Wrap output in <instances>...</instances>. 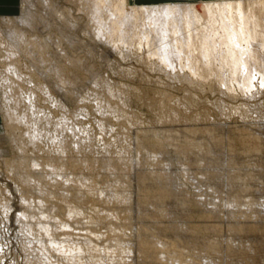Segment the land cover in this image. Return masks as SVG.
Listing matches in <instances>:
<instances>
[{
  "label": "rangeland",
  "instance_id": "374dc122",
  "mask_svg": "<svg viewBox=\"0 0 264 264\" xmlns=\"http://www.w3.org/2000/svg\"><path fill=\"white\" fill-rule=\"evenodd\" d=\"M32 1L35 6L29 2L25 5L27 10L30 8L33 10L34 19L31 26L14 19L21 16V7L26 10L24 6H21L20 0L16 4L17 10L14 14H0V17L13 18L8 26L0 20V41L6 42V34L14 27L25 32L29 40L37 39L44 43L40 50L43 52H41L43 59L40 65L41 71L36 70L23 51L15 55V60H11L8 58L10 49L0 44V74L6 71L3 76L0 75V88L1 90L5 88L0 92V136L2 137H0V219L3 220L0 222V264H27V258L38 251L34 242L37 241L43 245L47 242V236L50 235L54 242L61 240L67 244L85 241L87 237H90L92 244L99 248L109 244L110 241L114 243L120 238L118 243L121 250L115 254L117 257L110 264H116V262L117 264H127V262L128 264H139L140 262L149 264L150 261H154L152 257L155 255L159 258L156 261L157 264L170 263L171 261H167L168 259L164 257L160 259L164 252H161L159 247L154 246L157 250L153 247L155 240H159L160 243L164 241L162 244H166L164 245L166 247L163 255L177 259L175 264H179L180 261L182 264H188L189 259L194 260L197 264H205V255L209 256V253L188 245L194 241L193 239L208 244L218 241L220 252L217 257L220 260L216 263L227 264L230 261L228 264H232L238 262L239 258L234 253L232 254L228 248V244L230 245L231 242V239H228L230 237L232 242L250 240L251 242H249L254 244V247L256 245V258L262 256L264 258V210H262L261 216L260 214L257 217L256 215L252 216L253 213L241 216L242 213L233 214L234 207L231 205L234 202L229 204L230 200L231 202L235 201L237 205L244 201H264V46L262 45L264 31L258 38L251 41L249 48L253 53L250 52L251 63L249 62L244 69L239 71L250 74L248 77L249 89L245 90L239 84L240 81L238 82L241 78L238 77V80H235L236 76H226L227 78L224 76L226 72V74L230 73V69L220 66L224 57L222 54H218L219 56L217 55L212 60L211 65L204 62L198 55V51L195 50L184 52L183 60H176L173 53V56L169 53L170 63H173L169 64L171 68L159 62L157 56L161 53V49L167 48L166 46H168L167 49L170 47V49H174L175 41L185 38L187 32L184 29L181 31L182 34L180 32L174 34L161 29L152 30L147 39L141 38L142 36L135 32V35L131 36L132 43L129 47L121 45L119 48L113 49L105 43V39L99 38L96 33L89 30L91 23L87 18L86 11L84 7L78 8L79 3H75L74 0H52V2L55 1L56 10L63 11V16L66 15L64 18L61 17L62 20H65H61L62 22L58 20L57 23L53 20V13H49L47 16L43 13L40 3L42 0ZM201 1L210 2L213 0H134L136 5H163L176 2L183 5H197L200 9V4L204 3ZM214 1L232 3L238 0ZM241 1L247 5L257 0ZM44 16L45 23L49 22L52 27L45 28L43 26L45 25V23L42 24ZM70 17L71 20L76 19V23L75 26L73 25L74 27L69 28L66 24ZM142 23L143 20L140 21V25ZM216 31H218L217 34ZM222 31L221 29L215 30L211 34L213 37L210 36L211 40L221 45L218 47L219 50H224L227 38L226 32ZM191 33L195 38L196 46L194 48H198V43L205 33L198 32V35H195V32ZM175 36L176 39H174ZM68 38H72L74 45L69 43ZM56 41L57 45L60 44L63 49V53L68 54L66 56H69L70 61L65 58L58 59ZM150 42H152L151 46ZM156 53L157 55L154 56ZM217 57L221 60H218ZM72 59L74 60L72 61ZM13 61H17L19 65L17 69V66L15 67L21 76H18L19 78L12 72L14 70ZM189 61L197 66L192 65L194 72H197L196 75L190 69ZM57 66L62 74L54 77L52 68ZM207 73L213 75L210 77L206 75L203 78ZM7 74L9 75L7 76ZM65 75L66 77H64ZM73 75L77 78L73 79ZM58 78L60 81L68 80V78L73 80L72 85L65 84L67 90H75L71 101L66 102L65 99H62L63 97L61 98L63 95L55 89L54 83H59ZM6 79L7 81L15 80L23 91L21 92L22 106L19 105L18 110H16L17 105L14 106L12 101L6 99L8 95L3 94V91L8 90L6 89L8 85L4 84L7 83ZM51 80L57 81L52 82ZM10 85L12 84L10 83ZM17 85H13L11 89L14 90ZM32 90L36 91L32 93ZM28 92L33 97L30 98ZM23 98L26 100L24 101ZM4 104L5 107L8 106L6 107L8 109L10 106L15 107V112L13 111L15 115L28 114L27 121L38 117L36 130L40 134H38L37 138L39 139H36L35 144L30 143V139H28L33 127L24 125L25 121L17 127L9 126L11 129L8 127ZM30 104L35 112L27 111ZM17 121L19 120L14 119L13 122L17 123ZM169 133L173 135L172 138L164 136ZM220 157L222 160L217 163L216 160ZM62 158L65 160L63 161ZM135 160L139 161L140 165ZM18 162L22 163L21 166H16ZM61 166L68 171L69 182L53 173V170L56 171ZM144 173L145 180H142L151 179V181H147L152 184L151 188L148 187L149 184L140 188L136 186L138 185L136 175ZM164 173L167 174V178L161 176ZM184 173L189 174L188 179L187 175L182 177ZM146 175H149L150 178ZM28 176L33 177L36 181L31 178V181L23 182V178ZM180 178H183V185H181ZM239 179L243 181L240 182ZM29 187L30 189H28ZM129 191L132 195L131 204L128 199L123 197L127 194L130 196ZM82 192H85L87 196H82ZM117 193L120 195L118 196ZM133 196L140 202H136ZM158 199L161 204L159 202L160 206L156 207H171L172 216L160 214L158 216L154 214V210H152L153 214L146 213L148 216L139 214L143 212L142 210L149 209L150 206L147 205L154 204L155 200L159 201ZM203 199L210 202L209 206L206 204L205 207L201 203H196ZM5 200L10 201L8 209L3 204ZM169 202L171 206H169ZM153 204L151 208H156ZM70 206L76 207L78 212L83 210L84 212H81L83 215L79 214L78 219L77 217L71 218ZM214 206H217V214L210 213L211 207ZM139 208H141L140 211ZM129 211L135 214L133 215ZM31 213H33V217L35 216L36 221L33 217L27 218L28 224L34 228L40 221L42 224L45 222L44 225L48 227L49 231V235L47 234L45 237L44 234L36 232L38 226H35L36 230L31 231L33 236L29 235L32 237V243L29 241L30 239H27L28 235L26 236L20 231V224H22L20 215L28 216ZM22 219L23 222L26 220ZM183 225L184 227L189 225L188 227L196 230L184 235L185 232L181 231ZM138 227H140V231L144 230L139 235H137L138 232L140 233ZM232 227H238L240 230L233 231ZM111 229L112 231H110ZM126 241L128 243L125 245ZM137 242L140 244H135ZM260 242L262 243L260 244ZM121 245H125L126 248L124 249ZM30 249L32 250L30 251ZM89 251L86 254H90L91 251ZM210 253L213 255L214 251ZM221 255L223 256L221 257ZM35 258L32 256L30 259ZM53 259L61 260L60 256ZM130 259L131 263H129Z\"/></svg>",
  "mask_w": 264,
  "mask_h": 264
},
{
  "label": "bare ground",
  "instance_id": "6f19581e",
  "mask_svg": "<svg viewBox=\"0 0 264 264\" xmlns=\"http://www.w3.org/2000/svg\"><path fill=\"white\" fill-rule=\"evenodd\" d=\"M21 1V6H24L25 9H26V3L29 2L30 4L33 5V1L32 0H20ZM41 1V0H40ZM75 3H79L78 4V8L79 7H84L85 9V13L87 15V18L89 19V22L91 23L89 27H91V32H94L96 33V35L102 39H105V43L109 46H111L113 49H117L119 48V46L123 45L124 46H128L131 45V36L132 35H135V32H138V34L140 36H142L141 38L145 37L146 39L148 38V35H149V32H151L152 30H156V29H161L162 31H170L174 34H177L178 32L181 33V31L184 29L186 30V36L184 39H181V40H176L175 42V46H174V49H167L168 46H166L167 48H162L161 49V53L158 54V59H159V62H161L163 65L165 66H169L172 65L170 62H171V58H170V55H174V58H176V60H183L184 57V52H187V51H191V50H195V51H198V55H200L201 59L206 62L207 64H210L211 65V62L212 60L218 55V54H222L223 59H222V62L220 64V66L222 68L224 67H227L230 71V73L226 74L227 72L224 70L225 75L222 74L226 77V76H230V77H234L236 76V79L235 80H238L237 78H241V80H238V82L240 81V85L243 89L247 90L249 89V83L250 81L248 80V77L250 76V74L248 72H239L240 70L244 69L245 66L250 62L251 63V51H250V47H251V41L258 38L261 34L262 31H264V0H257V1H253L247 5H244L242 3L241 0H238V1H235V2H228V3H221V1H210V2H204V1H201V2H204V3H201L200 4V8H198L197 5H192V4H187V5H183V4H180V3H168V4H163V5H159V4H150V5H147V4H140V5H136L134 0H74ZM228 1V0H227ZM55 1L52 2V0H42L40 3L43 7V13L45 14V16H47V14L49 13H53L52 17L54 18L53 20H55V23L58 22V20H60V22H62L63 20L65 19H61V17H65L63 16V11L60 12V11H57V7H56V4L54 3ZM186 3V2H185ZM184 3V4H185ZM189 3V2H188ZM199 4V3H198ZM35 6V5H33ZM35 8V7H34ZM40 9V8H39ZM22 7H21V16L18 17V18H14V19H17V21L23 23V24H26L28 26H31L33 25L32 23V20L34 19V16H33V10L30 9H26V10H23V13H22ZM42 10V9H41ZM65 11V10H64ZM38 12V11H37ZM72 12V11H70ZM258 12V13H256ZM40 13V12H39ZM62 13V14H61ZM45 16L44 18L42 19L43 22L42 24L45 23L46 19H45ZM69 18V17H68ZM13 18H10V17H7V16H1L0 17V20L3 21V23H5V25H9L11 23V20ZM52 19V18H51ZM67 19V17H66ZM62 20V21H61ZM76 20V19H75ZM75 20H71V17L70 19H68V24L67 27H72L76 21ZM143 20V23L142 25H140V21ZM49 21V20H48ZM80 21V20H79ZM202 22V23H201ZM53 24V22H52ZM59 24V23H58ZM55 25V24H53ZM57 25V24H56ZM64 25V24H63ZM45 28L46 27H50L51 24L49 22H46L45 25H43ZM75 26V25H74ZM73 26V27H74ZM52 27V26H51ZM88 29V28H87ZM218 29H221L223 30L224 32H226L225 34L227 35V38H226V42L224 43V50H219L218 47L221 46L220 44H218L217 42L211 40L210 36L213 32H215V30H218ZM83 30V29H82ZM183 30V31H184ZM88 31V30H87ZM222 31V32H223ZM108 32V33H107ZM191 32H195V35L198 33V32H204L205 35L203 34L202 36V39L201 41H199L198 43V48H194L196 46L195 44V41H194V37H193V34ZM218 31H216V34H217ZM223 32V33H224ZM183 33V32H182ZM181 33V34H182ZM220 33V32H219ZM71 34V33H70ZM137 34V33H136ZM171 34V33H170ZM200 34V33H199ZM7 41L6 42H3V41H0V44L3 45V46H6V48H9V56L8 58H11V60H15V55H17L18 53L20 52H24V54L26 55V57L31 60V63L32 65L35 66L36 70H40L41 69V63L43 62V59H42V55H41V52L40 51L42 49V47L44 46L43 42L41 40H29L27 38V35L25 32L19 30V29H16L14 27H12L11 31H9L7 34ZM90 35V34H89ZM173 35V34H172ZM198 35V34H197ZM70 36V35H69ZM137 36V35H136ZM223 36V35H222ZM225 36V35H224ZM135 37V36H134ZM132 37V38H134ZM213 37V36H211ZM136 38V37H135ZM134 38V39H135ZM138 38V37H137ZM144 38V39H145ZM69 39V38H68ZM168 39V38H167ZM174 39H176V36L174 37ZM216 40V39H215ZM261 40V39H260ZM259 40V41H260ZM60 41V40H59ZM99 41V40H98ZM134 41V40H133ZM140 41V40H139ZM146 41V40H145ZM101 42V41H100ZM103 42V40H102ZM101 42V43H102ZM174 42V41H173ZM220 42V41H219ZM223 42V41H222ZM262 42V41H261ZM43 43V44H42ZM69 43L70 44H73L74 45V41L71 39H69ZM148 43V42H147ZM151 43L150 42V46H151ZM167 43V42H166ZM164 43V44H166ZM256 43V42H255ZM260 43V42H259ZM56 49L58 50L57 53H59V55L57 54L58 56V59L59 60H63V58H65L67 61H70V59L66 56L68 54H64L63 53V49L61 48L60 44L57 45V41H56ZM143 45V44H142ZM148 45V44H147ZM173 45V44H172ZM260 45V44H258ZM262 45L264 46V43H262ZM65 46V45H64ZM76 46V45H75ZM162 46V45H161ZM165 46V45H164ZM261 46V45H260ZM255 47V45H254ZM259 47V46H257ZM256 47V48H257ZM221 48V47H220ZM68 49V48H66ZM132 49V48H131ZM260 49V48H258ZM6 50V49H5ZM88 50V49H87ZM168 50V51H167ZM253 50V49H252ZM256 50V49H255ZM8 51V50H7ZM6 51V52H7ZM65 51V49H64ZM110 51V50H109ZM112 51V50H111ZM152 51V50H151ZM117 52V51H116ZM125 52V51H124ZM251 52V53H250ZM258 52V51H257ZM256 52V53H257ZM43 53V52H42ZM66 53V52H65ZM68 53V52H67ZM152 53V52H150ZM169 53H171L169 55ZM188 53V52H187ZM190 53V52H189ZM261 53V52H260ZM126 54V53H125ZM191 54V53H190ZM253 54V53H252ZM259 54V53H258ZM257 54V55H258ZM72 55V54H71ZM151 55V54H150ZM154 55V54H153ZM157 53L154 55L156 56ZM172 55V56H173ZM194 55V53H193ZM197 55V54H196ZM171 56V57H172ZM191 56V55H190ZM219 56V55H218ZM264 56V55H263ZM255 57V56H254ZM258 57V56H257ZM257 57H256V61H257ZM188 58V57H187ZM195 58V57H194ZM259 58V57H258ZM264 58V57H263ZM173 59V58H172ZM218 59V57H217ZM64 60V61H66ZM74 59H72L73 61ZM185 60V59H184ZM190 60V59H189ZM193 60V59H191ZM199 60V59H198ZM216 60V59H215ZM218 60H221V59H218ZM260 60V59H258ZM71 61V62H72ZM158 61V60H157ZM173 61V60H172ZM255 61V62H256ZM262 61V60H260ZM14 63L12 65H14V70H12L13 73H15L14 75H17V77H21L20 74L17 73L16 69L19 67V65L17 64V61H13ZM77 62V61H76ZM174 62V61H173ZM188 62V60H187ZM186 62V63H187ZM190 62V61H189ZM195 62V60H194ZM217 62V60L215 61ZM10 63V62H9ZM19 63V62H18ZM62 63V62H61ZM69 63V62H68ZM73 63V62H72ZM198 63V62H197ZM258 63V62H257ZM260 63V62H259ZM159 64V63H158ZM213 64V63H212ZM254 64V63H252ZM74 65V64H73ZM76 65V64H75ZM190 69L192 70V72H194L195 70L192 69V65L191 62L188 64ZM198 65V64H197ZM10 66V65H9ZM17 66V67H16ZM183 66V65H182ZM185 66V65H184ZM187 66V65H186ZM194 66V65H193ZM252 67V65H250ZM254 66V65H253ZM16 67V69H15ZM159 67V66H157ZM170 67V66H169ZM194 67H197V66H194ZM213 67V66H211ZM257 67V66H256ZM255 67V68H256ZM259 67V66H258ZM12 68V66H11ZM62 68V67H61ZM171 68V67H170ZM174 68V67H173ZM181 68V67H180ZM210 68V67H209ZM214 68V67H213ZM221 68V69H222ZM8 69V68H7ZM34 69V68H33ZM64 69V67H63ZM250 69V68H249ZM253 69V68H252ZM258 69V68H257ZM256 69V70H257ZM11 70V69H9ZM66 70V69H65ZM199 70V69H197ZM196 70V71H197ZM200 70H201V67H200ZM203 70V69H202ZM260 70V69H258ZM41 71V70H40ZM39 71V72H40ZM64 71V70H63ZM74 71V70H73ZM204 71V70H203ZM211 71V70H210ZM214 71V70H212ZM262 72V70H260ZM6 72V71H4ZM3 72V73H4ZM8 72V71H7ZM11 72V71H10ZM11 72V73H12ZM182 72V71H181ZM190 72V73H192ZM202 72V71H201ZM0 74V75H4V74ZM66 73V72H65ZM186 73V72H185ZM197 72H194V74L196 75ZM206 73V72H205ZM215 73V72H214ZM219 73V72H218ZM221 73V72H220ZM253 73V72H252ZM61 71L59 69V66L57 67H53L52 68V75L55 77L57 75H61ZM6 75V74H5ZM9 74H7L8 76ZM75 75V74H74ZM73 75V79L74 78H77L76 76ZM200 75V74H198ZM203 75V74H202ZM207 77L213 75L212 73H207L205 74L204 77ZM220 76H222L221 74H219ZM256 75V74H255ZM259 75V74H257ZM263 75V74H262ZM188 76V75H187ZM186 76V77H187ZM18 77V78H19ZM49 77V76H48ZM52 77V76H51ZM53 77V79H54ZM63 77V76H62ZM61 77V78H62ZM66 77V75L64 76ZM198 77V76H196ZM229 77V78H230ZM261 77V76H260ZM5 78V77H4ZM227 78V77H226ZM63 79V78H62ZM190 79V78H188ZM207 79V78H205ZM223 79V78H222ZM225 79V78H224ZM3 80V79H1ZM9 80V79H8ZM57 80H59V83H54L55 85V89L60 92L61 95V98L62 99H65L66 102L68 101H71L73 99V94L75 93V90H71V89H68L65 87V84L69 83L71 84L73 82V80H62L60 81V79L58 78ZM57 80H51L52 82L54 81H57ZM191 80V79H190ZM262 80V79H261ZM264 80V79H263ZM5 81V80H4ZM3 81V82H4ZM7 81V79H6ZM47 81V80H46ZM229 81V80H228ZM12 84L9 86V84ZM74 83V82H73ZM262 83V82H261ZM4 84H7V88L8 90L6 91H3V94L5 95H8L6 99H9L10 101H12L15 105H17V109L15 107H11V110H10V107L9 109L6 108L8 106L5 107V104H4V107H5V115L7 117V125L8 127L10 126L11 128L14 126V127H17L19 126L20 124L24 123V125H30L33 127L32 130V133L29 135L28 139H30V143H33L35 144L36 143V139H39L37 138L38 137V134H40L39 132H37V123H38V117H35L34 119H31V120H26L28 119L27 118V115L28 114H24L21 115V116H18V114L15 115V109L18 110V107L19 105L22 106L21 104V89L20 87L16 84V81L13 79L7 81V83H4ZM13 85H17V87L13 90L11 89V87ZM72 85V84H71ZM226 85V83H225ZM2 87V86H1ZM230 87V86H229ZM5 89V88H3ZM2 89V90H3ZM47 89V88H46ZM73 89V88H72ZM1 88H0V92L2 91ZM25 90V89H24ZM44 91L48 92V90H45L43 89ZM231 90V89H230ZM31 91V90H30ZM36 90H32V93L35 92ZM68 91L69 92V95H68ZM258 92V90H257ZM30 93V92H28ZM27 96V95H26ZM59 96V98H60ZM30 98L33 97L31 96V93H30ZM76 97V95H75ZM27 99V97H25ZM35 98V97H34ZM32 98V99H34ZM4 99V98H3ZM25 99V100H26ZM31 99V100H32ZM24 100V98H23ZM24 100V101H25ZM29 100V98H28ZM27 100V101H28ZM7 101V100H6ZM9 102V101H8ZM7 102V103H8ZM31 102V101H30ZM5 103V102H4ZM6 103V105H8ZM10 103V102H9ZM24 103V102H23ZM29 104V103H28ZM64 104V103H63ZM9 105H12V104H9ZM31 105V104H30ZM28 106V110L27 111H33L35 112V110H33L32 108V105L31 106ZM65 107V105H63ZM35 109L37 107H34ZM66 109V108H65ZM12 111V112H10ZM14 111V112H13ZM25 112V111H23ZM40 112V111H39ZM41 113V112H40ZM16 116V117H15ZM46 118V117H45ZM64 118V117H63ZM14 119H18L19 121H17V123H14ZM65 121V120H64ZM66 122V121H65ZM67 123V122H66ZM65 123V125H66ZM73 123V122H72ZM75 123V122H74ZM23 125V126H24ZM41 126V125H40ZM67 126V125H66ZM69 126V124H68ZM9 127V128H10ZM71 127V126H70ZM68 127V128H70ZM10 128V129H11ZM28 128V127H27ZM67 128V127H66ZM73 128V126H72ZM75 129V128H74ZM30 130V129H29ZM28 130V131H29ZM68 130V129H67ZM73 130V129H72ZM13 131V130H12ZM39 131V130H38ZM58 131V129H57ZM21 132V131H20ZM77 132V131H76ZM220 132V131H218ZM74 133V131H73ZM72 133V134H73ZM222 133V131H221ZM17 134V133H16ZM77 134V133H76ZM248 134V133H247ZM253 134V132H252ZM257 134V133H256ZM28 135V134H27ZM68 135V134H67ZM164 135V134H162ZM221 135V134H220ZM251 135V134H250ZM8 136H10L8 134ZM7 136V137H8ZM24 136V135H23ZM74 136H76L74 134ZM165 137H168V138H172L173 135H171L169 133V135H164ZM252 136V135H251ZM1 137V136H0ZM13 137V135H12ZM21 137V136H20ZM39 137H41L39 135ZM222 137V136H221ZM2 138V137H1ZM42 138V137H41ZM244 138V137H243ZM15 139V138H14ZM23 139V138H22ZM17 140V139H16ZM42 140V139H41ZM59 140V138H58ZM169 140V139H168ZM2 141V140H1ZM5 141V140H4ZM9 141V140H8ZM58 142V141H57ZM61 142V141H60ZM73 142V141H72ZM17 143V142H16ZM28 143V142H27ZM75 143H79V142H75ZM24 144V143H23ZM172 144V143H171ZM79 145V144H78ZM35 146V145H34ZM62 146V145H61ZM75 146V145H74ZM77 146V145H76ZM78 147V146H77ZM2 148V147H1ZM4 148V147H3ZM2 148V149H3ZM26 148V147H25ZM1 149V150H2ZM5 149V148H4ZM19 149V148H18ZM63 149V148H61ZM75 149V148H74ZM78 149V148H77ZM212 149V148H211ZM20 150V149H19ZM23 150V149H22ZM21 150V151H22ZM185 150V149H184ZM5 151V150H4ZM247 151V150H246ZM253 151V150H252ZM259 151V150H258ZM206 152V151H205ZM1 153V152H0ZM4 153V152H3ZM20 153V152H19ZM29 153V152H28ZM187 154V152H184ZM38 154V152H37ZM199 154V153H198ZM196 155V154H195ZM22 156V155H20ZM136 156V155H134ZM197 156V155H196ZM195 156V157H196ZM218 156V155H217ZM222 156V155H221ZM37 157V155H36ZM138 157V156H137ZM185 157V156H184ZM193 157V156H192ZM216 157V156H215ZM65 158H68V157H65ZM20 159H22L20 157ZM63 159V158H62ZM72 159V158H70ZM70 159H67V160H70ZM135 159H137L135 157ZM140 159V158H138ZM191 159V158H190ZM195 159V158H194ZM35 161V159H33ZM65 159H63L64 161ZM141 160V159H140ZM219 160H222L221 157L218 158L216 160V162L218 163ZM28 161V160H27ZM34 161H31V162H34ZM38 161V160H36ZM72 161V160H71ZM84 161V160H83ZM136 161V160H135ZM152 161V160H151ZM16 162V161H15ZM21 162V160H20ZM24 162V161H22ZM137 162V161H136ZM139 162V161H138ZM137 162V163H138ZM143 162V161H141ZM210 162V161H209ZM235 162V161H234ZM74 163V162H72ZM115 163V161H114ZM129 163V162H128ZM197 163V162H196ZM228 163V162H227ZM22 164V163H21ZM21 164L18 162V165L16 164V166H21ZM45 164H47L45 162ZM113 164V163H112ZM139 164V163H138ZM33 165V164H32ZM34 165H36L34 163ZM51 165V164H50ZM140 165V164H139ZM15 166V165H14ZM24 166V165H23ZM29 166V165H28ZM42 166V165H41ZM47 166V165H45ZM113 166V165H112ZM51 167V166H50ZM137 167V166H136ZM53 168V167H52ZM232 168V167H231ZM13 169V168H12ZM41 169V168H40ZM56 169V168H55ZM22 170V169H21ZM164 170V169H163ZM162 170V171H163ZM255 170V169H254ZM260 170V169H259ZM12 171V170H11ZM136 171V170H135ZM133 171V172H135ZM156 171V170H155ZM13 172V171H12ZM26 172V170H25ZM41 172V171H40ZM167 172V171H166ZM53 173L55 175H59V177L61 178H65L64 181L66 182H69V178H68V171H66V169H64V167H59L58 170L54 171L53 170ZM138 173V172H136ZM149 173V172H148ZM160 173V172H159ZM157 173V174H159ZM169 173V172H168ZM187 173V172H186ZM52 174V173H51ZM235 174V173H234ZM145 175L144 174H138L136 175L137 177V184L136 185L137 187L139 186L140 187H143L147 184L149 188L152 187V184L148 183L149 181H151V179H147L146 177V181H143L145 180ZM154 175V174H153ZM167 175V174H166ZM162 174L161 176H165V178H167V176ZM187 177V179L189 178V174H183L182 177ZM73 176V175H72ZM146 176H149V175H146ZM229 176V175H228ZM245 176V175H244ZM77 177V176H76ZM18 178V177H17ZM31 178L33 177H26V178H23V182H29L31 181ZM150 178V176L148 177ZM246 178V177H245ZM78 179V178H77ZM143 179V180H142ZM181 179V185L184 184V181H183V178H180ZM225 179V178H224ZM243 179V178H242ZM247 179V178H246ZM245 179V180H246ZM19 180V179H18ZM34 180V178H33ZM40 180V179H39ZM63 180V179H62ZM74 180V179H72ZM186 180V179H185ZM240 182L241 179H239ZM15 181V180H14ZM36 181V180H34ZM142 181V183H141ZM148 181V182H147ZM238 181V180H237ZM44 182V181H43ZM58 182V180H57ZM186 182V181H185ZM235 182V181H234ZM49 183V182H48ZM62 183V182H61ZM71 183V182H70ZM75 183V182H74ZM86 183V182H85ZM245 183V182H244ZM4 184V183H3ZM27 184V183H26ZM50 184V183H49ZM58 184V183H57ZM87 184V183H86ZM232 184V182H231ZM230 184V185H231ZM238 184V183H236ZM240 184V183H239ZM5 185V184H4ZM17 185V184H16ZM20 185V184H19ZM23 185V184H22ZM29 185V183H28ZM88 185V184H87ZM260 185V184H259ZM18 186V185H17ZM30 186V185H29ZM34 186V185H33ZM36 186V185H35ZM195 186V185H194ZM233 186V184H232ZM243 186V185H241ZM6 187V186H5ZM25 187V186H24ZM22 187V188H24ZM32 187V186H31ZM67 187V186H66ZM45 188V187H44ZM77 188V187H76ZM18 189V188H17ZM30 189V187L28 188ZM35 189V188H34ZM174 189V187H173ZM197 189V188H196ZM172 190V188H171ZM179 190V189H178ZM181 190H183V188H181ZM180 190V191H181ZM48 191V190H47ZM34 192V191H33ZM46 192V191H45ZM43 192V193H45ZM103 192V190H102ZM130 192V196L127 194V195H123L124 199H128L130 202L132 199V195H131V191ZM138 192V191H137ZM173 192V190H172ZM47 193V192H46ZM104 193V192H103ZM20 194V193H19ZM41 194V193H40ZM52 194V193H51ZM82 196L86 197L87 194L85 192H82L81 193ZM135 194V193H134ZM47 195V194H46ZM97 195V194H96ZM117 195L119 196L120 193H117ZM136 195V194H135ZM12 196V195H11ZM28 196V195H27ZM36 197V196H35ZM80 197V196H79ZM122 197V198H123ZM4 198V197H3ZM16 198V197H15ZM39 198V197H38ZM121 198V199H122ZM221 198V197H220ZM20 199V198H19ZM37 199V198H36ZM89 199V197H88ZM133 199H134V196H133ZM160 199V198H159ZM158 199V200H159ZM47 200V199H46ZM136 200V197L135 199ZM138 200V199H137ZM136 202H140L139 200ZM253 201V200H252ZM252 201H244V203H241L240 205H237L235 204L236 202L235 201H232L230 200L229 204L231 205V203H233L231 205V207L233 206L234 209L232 210L235 214L236 212L238 214H241V216H248L250 215L251 213L252 216L256 215H259L261 216V214L263 213L262 210H264V201H256V202H252ZM255 201V200H254ZM5 203H3L5 205V208L8 209L9 207V202L10 201H4ZM38 202V201H37ZM48 202V201H47ZM127 202V201H126ZM149 202V201H148ZM160 200L159 201H156L155 200V207L156 206H160L159 204ZM214 202V201H213ZM216 202V201H215ZM1 203V202H0ZM150 203V202H149ZM170 203V202H169ZM196 203H201L202 205H204L206 207V204L210 203L209 201L206 202V199L203 201L202 200H198ZM212 203V202H211ZM217 203V202H216ZM24 204V202H23ZM28 204V203H27ZM38 204V203H37ZM131 204V202H130ZM139 204V203H138ZM147 204V202H146ZM153 204V203H152ZM151 205H147V206H150L149 209H151L149 212L147 210H142L143 212L142 213H139L141 214V216H144L146 213H152V210H154V214L160 216V215H164V216H172L173 215V211L171 210V207L170 208H151ZM153 204V205H154ZM215 204V203H214ZM219 204V203H218ZM228 204V202H227ZM3 205V206H4ZM31 205V204H30ZM40 205V204H39ZM47 205V204H46ZM54 205V204H53ZM57 205V204H56ZM126 205V204H125ZM167 205V204H166ZM169 205V204H168ZM211 205V204H210ZM217 205V204H216ZM36 206V205H35ZM55 206V205H54ZM132 206V205H131ZM135 206V205H133ZM137 206V205H136ZM146 206V207H147ZM171 206V203L170 205ZM203 206V207H204ZM209 206V204H208ZM242 206V207H241ZM33 207V206H32ZM42 207V206H41ZM220 207V205H219ZM4 208V209H5ZM29 208V207H28ZM31 208V207H30ZM37 208V207H35ZM76 207L74 206H70V212H72V216L71 218H75L77 217L79 214L80 215H83L81 214V212H78L76 209ZM134 208V207H133ZM143 208H145L143 206ZM216 208V209H215ZM229 208V207H228ZM41 209V208H40ZM83 209V208H82ZM135 209V208H134ZM133 209V210H134ZM141 208H139V211H140ZM22 210V209H21ZM81 210V209H80ZM132 210V211H133ZM136 210V209H135ZM138 210V209H137ZM210 210V209H209ZM220 210V209H219ZM6 211V210H5ZM25 211V210H24ZM36 211V210H35ZM41 211V210H40ZM8 212V211H7ZM84 212V211H83ZM82 212V213H83ZM131 214H135V213H132L131 211H129ZM128 212V213H129ZM137 212V211H136ZM206 212V211H205ZM212 212L213 213H216L217 214V206L215 207H211V210H210V213ZM229 212V211H228ZM38 213V211H37ZM209 213V214H210ZM41 214V213H40ZM137 214V213H136ZM146 214V215H147ZM160 214V215H159ZM9 215V214H8ZM113 215V213H112ZM111 215V216H112ZM116 215V214H115ZM230 215H232V213H230ZM45 216V215H44ZM118 216V215H117ZM138 216V215H137ZM148 216V215H147ZM150 216V214H149ZM154 216V215H153ZM219 216V215H218ZM20 219H21V222L22 224H20V231L24 234V235H28L27 236V239H30L29 241L31 242V239L32 237H30L29 235H32V232L35 231L36 229V232H39V233H42L44 234V236L46 237V235L48 234V227L46 225H44V223L42 224L41 221L39 224L35 225V226H38L36 229H35V226L34 228L32 226H30L28 224V219L27 218H31L33 217V213L31 214H28V216H26L25 214L23 215H20ZM35 217V216H34ZM33 217V218H34ZM48 217V216H47ZM131 217V216H130ZM19 218V217H18ZM16 218V219H18ZM22 218H25L26 220L23 222V219ZM36 218H38L36 216ZM89 218V217H88ZM236 218V217H235ZM35 219V218H34ZM39 219V218H38ZM70 219V218H69ZM78 219V217H77ZM28 220V221H27ZM76 220V219H74ZM73 220V221H74ZM3 221V220H2ZM1 219H0V222H2ZM20 221V220H19ZM36 221V219H35ZM56 221V220H55ZM82 221V220H81ZM257 221V220H256ZM31 222V221H30ZM59 222V221H58ZM63 222V221H62ZM75 222V221H74ZM95 222V221H94ZM261 222V221H259ZM47 223V222H46ZM71 223V222H70ZM79 223V222H78ZM48 224V223H47ZM64 224V223H62ZM231 224V223H230ZM49 225V224H48ZM83 225V224H82ZM92 225V224H91ZM186 225V224H185ZM249 225V224H248ZM50 226V225H49ZM114 226V225H113ZM189 226V225H188ZM183 227L181 226L182 228V232H185L184 235L190 233V232H194L196 229L195 228H191V227ZM241 226V225H240ZM10 227V226H9ZM92 227V226H91ZM230 227V226H229ZM85 228V227H84ZM119 228V227H118ZM139 228V231H140V227ZM243 228V227H242ZM241 228V229H242ZM35 229V230H34ZM51 229V228H50ZM56 229H57V226H56ZM75 229V228H74ZM233 231H236L238 232L240 230V228L238 227H232L231 228ZM244 229V228H243ZM255 230V228H253ZM11 230V229H10ZM76 230V229H75ZM142 230V229H141ZM249 230V229H248ZM247 230V231H248ZM251 230V229H250ZM2 231V230H1ZM8 231V230H7ZM32 231V232H31ZM65 231V230H64ZM112 231V229L110 230ZM137 231V230H136ZM144 231V230H142ZM142 231H140V233L138 232L137 235L141 234ZM242 231V230H241ZM57 232V231H56ZM116 231H114L115 233ZM244 232V231H243ZM27 233V234H26ZM68 233V232H67ZM72 233V232H71ZM37 235V233H35ZM116 234V233H115ZM49 235V234H48ZM76 235V234H75ZM118 235V234H117ZM125 235V233H124ZM52 235L50 236H47V242L45 244H39L37 243V241H35L34 243H36L35 247L37 248L38 251H36L37 253L32 255L34 257H36L35 259L38 261H36L35 259H30L32 258V256L30 258H27L28 262L27 264H110L111 261H115L114 259L117 257H115V254H118V252L121 250V247L119 246V243H118V240L120 241V238L117 239V236H116V241H114V243H111V241L109 242V244L107 245H102L100 248L99 247H96L92 244V239L90 237H87L85 239V241H81V242H78L75 243L73 242L72 244H70L69 242H71V240H69V244H67V242H62L61 240L59 242H55L52 240L51 238ZM59 236V235H58ZM136 236V235H135ZM142 236V235H141ZM13 237V236H12ZM113 237V236H112ZM133 237V236H132ZM138 237V236H137ZM233 237V236H232ZM6 238V237H4ZM11 238V237H10ZM19 238V237H18ZM59 238V237H58ZM72 238H74L72 236ZM115 238V237H114ZM141 238V237H140ZM138 238V239H140ZM38 239V238H37ZM40 239V238H39ZM94 239V238H93ZM127 239V238H126ZM135 239V238H134ZM137 239V238H136ZM228 239H231L230 241V245L228 244V248L230 249V251L232 252V254L234 253L239 259L237 260L238 262H233L232 264H263L264 263V258L263 256L262 257H258L256 258L255 256V253H257L255 250L256 248V245L254 247V244L250 243L251 241L250 240H244V241H237V242H232V238H228ZM247 239V238H246ZM8 240V239H7ZM23 240V239H22ZM35 240V239H34ZM44 240V239H43ZM84 240V239H83ZM97 241V239H95ZM94 240V241H95ZM111 240V239H110ZM125 240V239H124ZM142 240H146V239H142ZM194 241L191 242V243H188V245L190 244L191 247H194L195 249L196 248H199L201 249L202 251H206L209 253V256L208 255H205L206 258L204 259L205 260V264H214L216 263V261L220 260L218 259L217 257V254L220 252V244H218L217 242L215 243H203V242H200V241H196L195 239H193ZM41 241V240H40ZM73 241V240H72ZM123 241V239L121 240V242ZM129 241V240H128ZM138 241V240H137ZM159 241V240H158ZM157 240L153 241V247H159L161 249V252L163 251L165 254V251H164V248L166 246V244H162V241L161 243L158 242ZM234 241V240H233ZM250 241V242H249ZM39 242V241H38ZM45 242V241H44ZM131 242V241H130ZM146 242V241H144ZM143 244H146L144 243ZM189 242V241H188ZM1 243V242H0ZM32 243V242H31ZM96 243V242H95ZM128 242L126 241L125 245L127 244ZM140 244V242H137L135 244ZM148 243V242H147ZM259 243V242H258ZM262 242H260L261 244ZM122 244V243H121ZM138 244V245H139ZM142 244V245H143ZM152 245V243H150ZM9 245V244H8ZM28 245V244H27ZM30 245V244H29ZM33 245V244H31ZM98 245V244H97ZM123 245V244H122ZM121 245V246H122ZM124 245V246H125ZM130 245V244H129ZM147 245V244H146ZM157 245H160V246H157ZM222 245V243H221ZM7 246V245H6ZM25 246V245H24ZM122 246V247H124ZM141 246V245H140ZM145 246V245H144ZM258 246V245H257ZM260 246V245H259ZM262 246V245H261ZM264 246V245H263ZM13 247V246H12ZM31 247V246H30ZM34 247V245H33ZM131 247H132V243H131ZM136 247V246H134ZM133 247V248H134ZM154 247V248H155ZM227 247V246H226ZM27 248L29 249V247L27 246ZM126 247H124L125 249ZM129 248V247H128ZM143 248V246H142ZM148 248V247H147ZM157 248H155L157 250ZM193 248V249H194ZM226 248V249H228ZM258 248V247H257ZM7 249V248H6ZM35 249V248H34ZM130 249V248H129ZM146 249V248H144ZM197 249V250H199ZM263 249V248H262ZM32 249H30L31 251ZM36 250V249H35ZM88 250L91 251L90 254H86V252L88 253ZM152 250H154L152 248ZM6 251V250H5ZM25 251V250H24ZM34 251V250H33ZM89 251V252H90ZM141 251V250H139ZM211 251H214L213 255H210ZM7 252V251H6ZM29 252V251H28ZM35 252V251H34ZM33 252V253H34ZM132 252H133V249H132ZM135 252V251H134ZM144 252V251H143ZM154 252V251H153ZM160 252V253H161ZM229 252V251H228ZM254 252V253H253ZM259 252V251H258ZM1 253V252H0ZM24 253V252H23ZM26 253V251H25ZM31 253V252H30ZM121 253V252H120ZM129 253V252H128ZM136 253V252H135ZM141 253V252H140ZM146 253V252H144ZM143 253V254H144ZM151 253V252H150ZM156 253V252H155ZM131 254V253H130ZM139 254V253H138ZM142 254V255H143ZM148 254V253H147ZM159 254V253H157ZM161 255L160 256V259L162 257H164L165 259H168L167 261H171L170 263L167 262V264H175L176 261H178L177 259H171L169 257H165L164 255ZM231 254V253H230ZM30 255V254H29ZM120 255V254H119ZM135 255V254H134ZM151 255V254H150ZM153 255V254H152ZM219 255V254H218ZM61 258V260H55L53 258L55 257H59ZM141 256V255H139ZM146 256V255H144ZM204 256V257H205ZM223 255H221L222 257ZM255 256V257H254ZM260 256V255H259ZM119 257V256H118ZM126 257V256H124ZM136 257V256H135ZM134 257V258H135ZM203 257V258H204ZM26 258V257H25ZM131 258H133L131 256ZM142 258V257H141ZM144 258V257H143ZM148 258V256H147ZM152 258H154L153 260L154 261H150L151 263L149 264H155L156 261L159 260V258L157 257V255L153 256ZM234 258V257H233ZM121 259V258H120ZM136 259V258H135ZM138 259V258H137ZM146 259V257H145ZM144 259V260H145ZM151 259V258H150ZM26 260V259H25ZM118 260V259H117ZM116 260V261H117ZM143 260V259H142ZM152 260V259H151ZM223 260V259H222ZM22 261V260H21ZM127 261V260H126ZM131 259L129 260V263ZM134 261H137V260H134ZM147 261V260H146ZM165 261V260H164ZM180 261V260H179ZM189 261V262H188ZM188 264H197L194 260H188ZM233 261V260H232ZM119 262V261H118ZM125 262V261H124ZM220 262V261H219ZM227 262V261H226ZM225 262V263H226ZM13 263V262H12ZM143 263V261H142ZM148 264V262H146ZM145 263V264H146ZM230 263V261L228 262ZM227 263V264H228ZM23 264V263H22ZM117 264V262H116ZM128 264V262H127ZM136 264V263H135ZM138 264V263H137ZM141 264V262L139 263ZM144 264V263H143ZM157 264V262H156ZM179 264H182V262L180 261ZM184 264H187V263H184ZM217 264V263H216ZM220 264V263H218Z\"/></svg>",
  "mask_w": 264,
  "mask_h": 264
},
{
  "label": "crops",
  "instance_id": "0c3cea01",
  "mask_svg": "<svg viewBox=\"0 0 264 264\" xmlns=\"http://www.w3.org/2000/svg\"><path fill=\"white\" fill-rule=\"evenodd\" d=\"M147 1V0H143ZM19 0H0V14L5 13H15L17 10L16 4H18Z\"/></svg>",
  "mask_w": 264,
  "mask_h": 264
}]
</instances>
